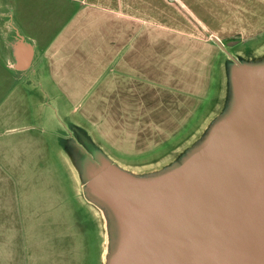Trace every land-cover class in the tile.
Wrapping results in <instances>:
<instances>
[{
    "label": "crops",
    "instance_id": "1",
    "mask_svg": "<svg viewBox=\"0 0 264 264\" xmlns=\"http://www.w3.org/2000/svg\"><path fill=\"white\" fill-rule=\"evenodd\" d=\"M24 1L36 33L14 14L17 0H0V101L8 82L39 87L67 124L142 155L224 92L221 61H238L224 45L264 32V0Z\"/></svg>",
    "mask_w": 264,
    "mask_h": 264
},
{
    "label": "rangeland",
    "instance_id": "2",
    "mask_svg": "<svg viewBox=\"0 0 264 264\" xmlns=\"http://www.w3.org/2000/svg\"><path fill=\"white\" fill-rule=\"evenodd\" d=\"M25 9L29 12V3L17 0L14 14L18 20L24 15L26 30L36 33L40 26H32ZM258 36L254 48L251 42L224 45V51L240 63L264 65V32ZM225 55L221 62L229 71L233 63ZM216 80L214 87L220 76ZM9 84L1 92L6 102L0 101V264H105L106 235H112L113 255L118 225L112 212L106 222L90 197L86 169L103 157L141 180L169 173L205 144L233 106L228 72L223 93L214 91L180 133L142 155L97 140L78 123L67 124L62 109L49 103L41 88L19 93Z\"/></svg>",
    "mask_w": 264,
    "mask_h": 264
},
{
    "label": "water",
    "instance_id": "3",
    "mask_svg": "<svg viewBox=\"0 0 264 264\" xmlns=\"http://www.w3.org/2000/svg\"><path fill=\"white\" fill-rule=\"evenodd\" d=\"M232 63L231 113L176 169L134 179L103 157L86 169L118 225L107 264H264V65Z\"/></svg>",
    "mask_w": 264,
    "mask_h": 264
},
{
    "label": "bare ground",
    "instance_id": "4",
    "mask_svg": "<svg viewBox=\"0 0 264 264\" xmlns=\"http://www.w3.org/2000/svg\"><path fill=\"white\" fill-rule=\"evenodd\" d=\"M128 175L134 179H137L136 175L128 172ZM96 203L98 204V206H100V208L102 209V213L104 214L105 218H106V222H108V220L110 221L109 218V213L112 211L111 210V206L105 201V200H101V199H95ZM111 240H112V235L110 234V232L108 231V234L106 235V247L104 250V255H103V262L105 264H107L110 260L111 257Z\"/></svg>",
    "mask_w": 264,
    "mask_h": 264
}]
</instances>
